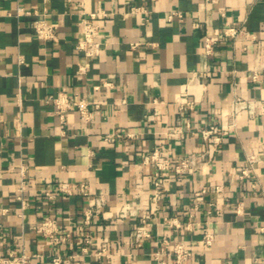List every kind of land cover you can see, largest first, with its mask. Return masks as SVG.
I'll list each match as a JSON object with an SVG mask.
<instances>
[{
    "label": "crops",
    "instance_id": "0c3cea01",
    "mask_svg": "<svg viewBox=\"0 0 264 264\" xmlns=\"http://www.w3.org/2000/svg\"><path fill=\"white\" fill-rule=\"evenodd\" d=\"M17 7L29 14L17 18ZM138 7L147 9L144 24ZM175 12L183 17L168 21ZM92 13L99 15L102 47L87 58L75 44L82 18ZM44 16L57 26L55 40L35 35L32 23ZM228 27L244 33L225 37ZM206 33L219 36L210 55ZM253 71L260 73L256 81ZM62 92L85 100L92 117L73 110L62 124L48 100ZM186 100L195 107L180 115ZM236 103L241 108L232 117ZM210 125L228 134L208 167L157 177L154 165L143 164L155 149L173 161L200 151L201 131ZM177 126L182 133H173ZM262 144L264 0H0V264L12 255L49 264L57 254L70 264H156L153 253L162 247L172 264L178 240L192 251L190 264H264ZM251 154L259 162L240 179ZM23 165L25 209L17 189ZM157 180L163 190L150 237L136 246L133 231L155 207ZM59 182L87 183L90 196L48 198ZM212 184L221 195L202 194L190 218L195 197ZM98 199L101 210L86 224ZM46 218L70 231V242L54 245L39 233ZM205 227L215 235L210 248L201 241Z\"/></svg>",
    "mask_w": 264,
    "mask_h": 264
},
{
    "label": "built area",
    "instance_id": "2783aa9c",
    "mask_svg": "<svg viewBox=\"0 0 264 264\" xmlns=\"http://www.w3.org/2000/svg\"><path fill=\"white\" fill-rule=\"evenodd\" d=\"M134 13L140 15L141 23L144 24L147 21V9L144 7H138L134 9ZM15 16L17 18L21 17L23 14H29L23 7H17L15 11ZM102 16H106L105 12L101 13ZM99 15L92 13L82 18L81 22L83 25V37L79 39L75 44V49L77 52L82 53L87 58H94L99 55L102 41L100 35V27L96 23V19ZM177 16L182 18L180 12L172 13L168 16V21H172L173 17ZM32 27L34 29L35 35L39 40L51 41L58 37L57 26L52 24L49 19L45 16L37 18L33 23ZM241 33H244L243 29H238L236 27L225 28L222 32L225 37H238ZM219 36L214 33H206L204 36V50L206 55H210L213 52L215 45L218 43ZM259 72L253 71L251 74V79L256 81L259 78ZM99 88V87H97ZM17 99L20 103L21 97L20 93L17 95ZM55 109V113L58 115L60 122L63 124L66 120V114L70 111H77L82 118L88 120L92 117V112L89 108L88 103L85 100H78L69 97L66 93H60L57 96H50L48 99ZM240 103L233 105L231 109V116H235L241 107ZM195 107V101L186 100L178 104V113L181 115L188 111H192ZM186 129L190 128V124L186 123ZM181 127L177 126L173 129V133H182ZM228 134V129L224 126L210 125L208 128L201 131L202 149L200 151L189 154L186 157L170 160L168 157L162 156L159 149H155L150 155L143 157V164L154 165L156 169V176L159 177L162 173L168 171H174L177 175H188L198 171L203 168L208 167L211 161L216 156L217 150L224 140L225 136ZM121 137V135H117ZM262 149L264 152V144H262ZM259 162L257 155L251 154L247 159V166L243 169L240 174V179L250 178L251 173L255 169V165ZM26 166L23 165L20 169V181L18 183V199L21 202L23 209L26 208L27 202L24 196V192L27 189L28 183L25 177ZM255 187V185H254ZM163 184L161 181L157 180L154 183V199L155 207L152 210L146 211L139 217V223L133 231V241L136 246H140L144 239L150 237V225L152 217L156 210H158V203L162 198ZM213 191L218 196L222 193V187L218 185H210L209 188L201 189L200 195H197L194 199V204L189 217L193 218L195 213L199 209V203L202 200L201 195ZM55 193H63L68 196H73L76 194H81L84 197L90 196L89 185L87 183H79L74 186H70L68 183L59 182L55 184L52 191L45 192V195L52 199ZM101 200L96 201V205L90 208L85 213V223L87 224L92 217H95L101 210ZM210 213V212H209ZM176 227H180L179 223L174 220L171 222ZM190 228V223L187 225ZM38 232L47 237L54 245H64L72 239V234L66 229H61L56 221L51 218H46L37 228ZM264 231V228L262 229ZM202 244L205 248H210L214 244L215 235L207 227L202 231L201 237ZM85 245L91 244V239L86 236L83 239ZM167 245V242H164ZM85 250V248H84ZM105 245H103L101 252L97 255H103L105 253ZM165 248H160L153 253V257L156 264H167L166 261ZM193 257L192 251L187 247L186 243L182 240L175 241L172 244V264H190ZM28 258L25 255L16 256L12 255L9 259H4L1 261L2 264H27ZM49 264H70L68 259H64L62 255H55L51 258Z\"/></svg>",
    "mask_w": 264,
    "mask_h": 264
}]
</instances>
